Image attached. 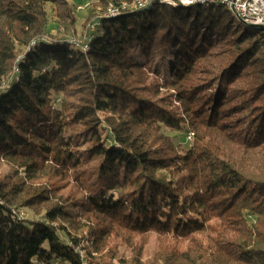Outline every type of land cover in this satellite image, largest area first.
<instances>
[{"label":"trees","instance_id":"obj_1","mask_svg":"<svg viewBox=\"0 0 264 264\" xmlns=\"http://www.w3.org/2000/svg\"><path fill=\"white\" fill-rule=\"evenodd\" d=\"M135 1L73 44L67 0H0V264H264V33L216 5L104 18Z\"/></svg>","mask_w":264,"mask_h":264},{"label":"rangeland","instance_id":"obj_2","mask_svg":"<svg viewBox=\"0 0 264 264\" xmlns=\"http://www.w3.org/2000/svg\"><path fill=\"white\" fill-rule=\"evenodd\" d=\"M67 2L74 7L75 11H74V16L76 18L77 24L75 27V31L74 34L71 32L70 36L68 37L71 40V43H76L77 40L79 43H84L83 36L86 35V31L87 28L89 27V23L91 21H93L92 18H94V15H99L100 12L99 10L96 11V9H98V0H67ZM174 9H178V8H174ZM197 7L193 6V8L191 9L192 12H196ZM47 11L48 14L50 15L51 12V8L48 6L47 7ZM94 12H96L95 14H93ZM179 12H185V8H179ZM230 13V12H229ZM228 12L226 14H224V21H231L233 27L237 28L239 31L243 32L245 30L251 31V29H255V28H250L248 26H246L245 24H243L242 22H240L239 19L235 18L233 16L232 13L229 14ZM94 16V17H93ZM88 23V24H87ZM88 25V26H87ZM91 28V26H90ZM250 28V29H249ZM57 30L56 25L50 20L48 27H47V31L51 32V33H55V31ZM61 29H60V34L58 36H61ZM57 36V37H58ZM65 36L66 35H62ZM69 40V41H70ZM229 44L228 43H220L219 46H217V48L215 49L216 51V56L218 58L224 59L226 58V54L229 50ZM130 55L139 63L144 64V58L141 54L140 51V47L138 45H133L129 51ZM162 56V55H161ZM154 65L153 68L155 66H158L159 69L162 70V74L160 75L159 78V82H162L165 77L164 71L163 69L166 67V64L168 62H170L171 60L169 58H165L162 59V57L157 56L154 59ZM166 92V90H162V93ZM172 108L174 109V111L181 113L180 111V106L179 104L175 101L174 97L172 98V102H171ZM183 119L185 120V118L183 117ZM184 131L180 132V133H167L170 136L175 138V143L182 145L183 147L188 145L189 143L192 142V138H193V134L190 131H187V126L184 127ZM7 168L3 167L0 168V173L1 174H6L7 173ZM21 211L20 214H23V216H27V215H31L30 212L28 213L26 210H19ZM124 238H113L109 241L108 243V248L105 250V252L107 250L109 251H113V254H116V256H118V254H123L122 256L125 257H129L132 254V248L131 247H127V244L124 243ZM132 245L133 247L136 248H144V260L143 261H148L152 258V254L155 252L156 248H157V240L154 234H146V237H144L143 239H141L140 237L135 238L132 241Z\"/></svg>","mask_w":264,"mask_h":264},{"label":"bare ground","instance_id":"obj_3","mask_svg":"<svg viewBox=\"0 0 264 264\" xmlns=\"http://www.w3.org/2000/svg\"><path fill=\"white\" fill-rule=\"evenodd\" d=\"M146 1H153V0H136L132 4L126 3V2H120L117 4H109L107 7V10L104 14V18H116L118 16H121L129 10H141V5L145 4ZM160 4L167 5L171 8H190L193 6H222L227 11L233 14V16L240 21L246 23L249 26H252V28H255L257 30H261V32L264 33V23H258V22H248L244 19V16L240 13H237L235 11L234 7H232V4L228 0H196V1H175V0H159ZM152 3H148L147 6L151 8ZM113 12H120V13H113Z\"/></svg>","mask_w":264,"mask_h":264},{"label":"built area","instance_id":"obj_4","mask_svg":"<svg viewBox=\"0 0 264 264\" xmlns=\"http://www.w3.org/2000/svg\"><path fill=\"white\" fill-rule=\"evenodd\" d=\"M153 1H146L145 4L141 5V9L145 8L148 3ZM175 1H196V0H175ZM218 1V0H216ZM231 2L237 13L244 16V19L248 22L264 23V0H228ZM159 2V0H158ZM120 13V12H113Z\"/></svg>","mask_w":264,"mask_h":264},{"label":"water","instance_id":"obj_5","mask_svg":"<svg viewBox=\"0 0 264 264\" xmlns=\"http://www.w3.org/2000/svg\"><path fill=\"white\" fill-rule=\"evenodd\" d=\"M152 6V5H151ZM150 9V6L149 7H145V8H143V9H141L142 11H147V10H149ZM134 12V10H129V12ZM126 14V13H125ZM240 22H242V21H240ZM243 24H245L246 26H248V27H250V28H252V26H249V25H247L246 23H244V22H242Z\"/></svg>","mask_w":264,"mask_h":264}]
</instances>
